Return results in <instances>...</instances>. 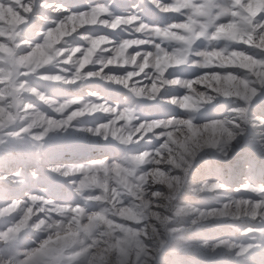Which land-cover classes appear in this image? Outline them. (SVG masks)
<instances>
[{
	"label": "clouds",
	"instance_id": "1",
	"mask_svg": "<svg viewBox=\"0 0 264 264\" xmlns=\"http://www.w3.org/2000/svg\"><path fill=\"white\" fill-rule=\"evenodd\" d=\"M0 264H264V0H0Z\"/></svg>",
	"mask_w": 264,
	"mask_h": 264
}]
</instances>
